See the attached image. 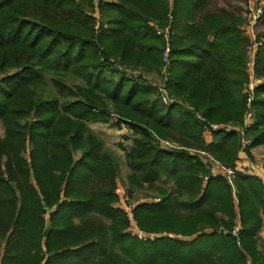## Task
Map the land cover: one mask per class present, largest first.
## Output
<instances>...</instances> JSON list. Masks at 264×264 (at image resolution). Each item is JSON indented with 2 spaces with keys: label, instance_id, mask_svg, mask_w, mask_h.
Segmentation results:
<instances>
[{
  "label": "trees",
  "instance_id": "obj_1",
  "mask_svg": "<svg viewBox=\"0 0 264 264\" xmlns=\"http://www.w3.org/2000/svg\"><path fill=\"white\" fill-rule=\"evenodd\" d=\"M243 14L208 0H0V264H264L263 182L238 174L233 190L186 150L229 168L239 159L238 133L205 127L243 122ZM169 25L164 81L157 31ZM256 74L252 161L264 146V45ZM113 114L130 133L123 190L146 196L134 217L154 240L129 231L120 165L91 128Z\"/></svg>",
  "mask_w": 264,
  "mask_h": 264
},
{
  "label": "built area",
  "instance_id": "obj_2",
  "mask_svg": "<svg viewBox=\"0 0 264 264\" xmlns=\"http://www.w3.org/2000/svg\"><path fill=\"white\" fill-rule=\"evenodd\" d=\"M101 0H96V3H100ZM248 12H247V18L245 23V29L246 34L251 39V45H250V52H249V61H248V73H249V83L246 88L247 93V110L244 114V119L241 124H227L224 126H219L212 124L209 127H205L206 133H211V130H219V129H225L226 131H235L238 133L239 136V144H240V153H239V159L236 163L235 168H229L223 165L219 160H217L211 153L204 151V150H195V149H188L189 152L192 154H196L199 156V158L202 160V162L208 167L210 172L213 175H223L225 179L228 181V183L232 186L233 190H235V179L238 174H243L251 177L259 178L263 184H264V165H260L256 161H252L247 156V151L250 149L252 145L251 136L249 134L251 126L255 122V111L252 107L253 101L255 99V90L257 86L260 84V79L257 77L256 74V55L258 52V49L264 45V36L261 38H257L256 34L254 33L255 26L259 23L260 18L263 15V6H257L256 3L253 1L248 2ZM172 19V17H170ZM170 25L167 26L164 30H158L157 33L159 35H163L165 38V41L167 43V47L165 49V54L163 58L164 63V70H165V80L170 76L169 73V54H170ZM157 85L160 93H161V99L163 103L170 104L171 100L168 97V92L165 88L164 82L160 84H154ZM111 123L117 124L119 123V117L117 115H111L109 118ZM122 131L129 133V126L125 123H121ZM159 143L161 147L169 150H176V149H182L183 147L178 146L170 141L161 140L159 139ZM184 149V148H183ZM208 181V177L205 178V182ZM118 193L121 197V201L119 202V205L122 206L125 209L127 219L130 222V228L129 231L132 235L136 236L139 240L146 241L147 239L154 240L159 235H146L142 232L137 231L138 226L135 222L134 217V209L133 205L134 203H130L129 198L125 195L123 189H119ZM159 199H157L158 201ZM241 230L240 226H236L233 230V235L238 236L239 232ZM240 245V242H238Z\"/></svg>",
  "mask_w": 264,
  "mask_h": 264
},
{
  "label": "rangeland",
  "instance_id": "obj_3",
  "mask_svg": "<svg viewBox=\"0 0 264 264\" xmlns=\"http://www.w3.org/2000/svg\"><path fill=\"white\" fill-rule=\"evenodd\" d=\"M208 1H209L210 11H217L222 8L229 9L230 11H234V12H242L243 10L244 18H247L246 11L248 12L249 6H248V3L246 5V2L244 0H208ZM247 1L248 2L253 1L254 3H256L257 6H263L262 9L264 11V1H261V0H247ZM263 22H264V12H263L262 17L259 20V23L257 24V26H255L254 33L256 35L259 32L263 33L264 35L263 29L261 26ZM261 29H262V32H261ZM153 79L154 78H151V80ZM215 125L224 126L227 124L225 123V124H215ZM91 128L105 141L108 150L118 160V164L120 165V177H121V182L119 186H120V189H124L125 188L124 186H127V175H128V169L125 164V150L124 149L129 148L131 146V142L128 141L127 139V135H130V133L122 131L119 128V126H116L114 123H111L110 121L109 123H106V124L102 122L93 123L91 125ZM0 136L1 137L4 136V127L1 122H0ZM170 142L180 146L178 143H175L173 141H170ZM256 148L258 149V147ZM254 149L255 148L251 150V154H252L251 158L254 159V161L259 163L260 165H264V156L261 154L262 152L261 151L259 152L260 149H258L257 152L259 153L258 155L255 154V157H256L255 158L253 154ZM78 157H79V154H76V158ZM143 194H144L143 192L137 193L136 197L138 196V199L140 200L137 201V200L129 199L130 203H136V202L142 201L141 199L146 198V196H144ZM135 222L137 223L136 219H135ZM137 231L142 232L143 234H146V235H159L156 233L145 232L141 230L139 226H138Z\"/></svg>",
  "mask_w": 264,
  "mask_h": 264
},
{
  "label": "crops",
  "instance_id": "obj_4",
  "mask_svg": "<svg viewBox=\"0 0 264 264\" xmlns=\"http://www.w3.org/2000/svg\"><path fill=\"white\" fill-rule=\"evenodd\" d=\"M261 1H264V0H261ZM261 26H262V29H263V32H264V22H263V24H262ZM262 29H261V32H262ZM262 35H263V33H260V32H259V33H257L256 36H257V38H261ZM263 36H264V35H263ZM208 139H209V140H212V137H209ZM261 148H262V149H261ZM258 149H260L259 152L261 151V152H262L261 154L264 156V146H260V147H258ZM258 149H257V148L254 149V151H253L254 157H255V154L258 155V153H259V152H257ZM261 154H260V155H261ZM255 158H256V157H255ZM260 239L264 240V227H263V229H262V231H261V233H260Z\"/></svg>",
  "mask_w": 264,
  "mask_h": 264
}]
</instances>
